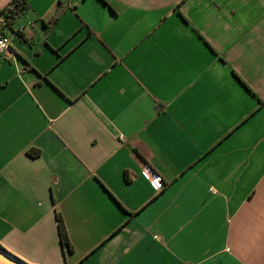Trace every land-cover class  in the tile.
<instances>
[{
    "label": "crops",
    "instance_id": "crops-1",
    "mask_svg": "<svg viewBox=\"0 0 264 264\" xmlns=\"http://www.w3.org/2000/svg\"><path fill=\"white\" fill-rule=\"evenodd\" d=\"M18 1L0 247L27 264H264V0Z\"/></svg>",
    "mask_w": 264,
    "mask_h": 264
},
{
    "label": "built area",
    "instance_id": "built-area-1",
    "mask_svg": "<svg viewBox=\"0 0 264 264\" xmlns=\"http://www.w3.org/2000/svg\"><path fill=\"white\" fill-rule=\"evenodd\" d=\"M14 4L8 5L0 12V52L10 47V42L5 34V29L8 28L12 17L15 15L13 12ZM144 173L148 180L157 188L161 186V178L156 173L152 172L149 167L144 168Z\"/></svg>",
    "mask_w": 264,
    "mask_h": 264
},
{
    "label": "trees",
    "instance_id": "trees-1",
    "mask_svg": "<svg viewBox=\"0 0 264 264\" xmlns=\"http://www.w3.org/2000/svg\"><path fill=\"white\" fill-rule=\"evenodd\" d=\"M12 4H14L13 12L15 13V15L20 13L25 8L24 4L18 0L13 1ZM61 13H62V8H57L55 13L53 14L51 23H54L59 18ZM14 16L12 17V19L14 18ZM27 153L30 156H37L39 154V150L35 148H30L27 150ZM55 215H56L57 230H58L60 243L63 247H66L67 249H71V244H70V241L67 235V231H66L62 216L59 212H56Z\"/></svg>",
    "mask_w": 264,
    "mask_h": 264
},
{
    "label": "water",
    "instance_id": "water-1",
    "mask_svg": "<svg viewBox=\"0 0 264 264\" xmlns=\"http://www.w3.org/2000/svg\"><path fill=\"white\" fill-rule=\"evenodd\" d=\"M0 264H27L0 247Z\"/></svg>",
    "mask_w": 264,
    "mask_h": 264
}]
</instances>
